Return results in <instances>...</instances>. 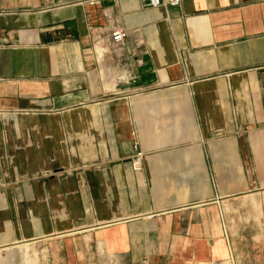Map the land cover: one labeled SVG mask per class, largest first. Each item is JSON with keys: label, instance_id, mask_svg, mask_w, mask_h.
Returning a JSON list of instances; mask_svg holds the SVG:
<instances>
[{"label": "crops", "instance_id": "obj_1", "mask_svg": "<svg viewBox=\"0 0 264 264\" xmlns=\"http://www.w3.org/2000/svg\"><path fill=\"white\" fill-rule=\"evenodd\" d=\"M260 193L264 0H0V247L236 264Z\"/></svg>", "mask_w": 264, "mask_h": 264}, {"label": "rangeland", "instance_id": "obj_2", "mask_svg": "<svg viewBox=\"0 0 264 264\" xmlns=\"http://www.w3.org/2000/svg\"><path fill=\"white\" fill-rule=\"evenodd\" d=\"M255 197L258 206L252 204L251 207L246 196L240 197L237 210L232 211V217L230 212L228 214L227 226L231 227L230 234L238 247V258H233L236 264H264V194H256ZM28 243L29 246L0 247V258L7 257L12 264H45V246L37 242Z\"/></svg>", "mask_w": 264, "mask_h": 264}, {"label": "built area", "instance_id": "obj_3", "mask_svg": "<svg viewBox=\"0 0 264 264\" xmlns=\"http://www.w3.org/2000/svg\"><path fill=\"white\" fill-rule=\"evenodd\" d=\"M182 0H149L150 7L156 8L159 6H169V7H177L181 4ZM128 37V32L125 29L119 28L112 31L111 34V43L110 46L112 49H118L122 47ZM136 154L132 158V165L136 171L141 170V161L143 158V153L140 151L138 147H136Z\"/></svg>", "mask_w": 264, "mask_h": 264}, {"label": "bare ground", "instance_id": "obj_4", "mask_svg": "<svg viewBox=\"0 0 264 264\" xmlns=\"http://www.w3.org/2000/svg\"><path fill=\"white\" fill-rule=\"evenodd\" d=\"M0 264H12L9 258H0ZM225 264H231V263H225Z\"/></svg>", "mask_w": 264, "mask_h": 264}]
</instances>
